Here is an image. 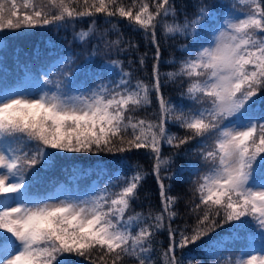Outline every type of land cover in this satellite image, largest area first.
<instances>
[{
  "label": "snow or ice",
  "instance_id": "6c2138e0",
  "mask_svg": "<svg viewBox=\"0 0 264 264\" xmlns=\"http://www.w3.org/2000/svg\"><path fill=\"white\" fill-rule=\"evenodd\" d=\"M218 7L227 15L213 24ZM101 14L110 29L98 31ZM116 17L127 21L148 48L129 66L138 61L146 68L152 53L147 81H133V72L124 69L120 57L138 52L139 45L124 37L113 23ZM83 18H90L88 29L74 40L82 46L84 64L106 58L100 74L78 82L81 66L74 68L76 56L66 54L41 77L49 90L34 95L17 85L0 93V264H68L62 259L67 255L88 264H157L154 245L164 232L163 264H184L178 250L226 224L235 236L254 226L261 246L241 249L223 264H264V110L255 115L254 99L264 91V0L226 5L198 0L191 15L175 0H0V37L67 27ZM181 37L192 39L179 61H169L174 70L161 72L162 42ZM116 69L118 79L102 75ZM170 83L181 86L190 106L165 98L163 88ZM169 124L184 135L170 132ZM193 142L203 165L189 173L195 179L187 214L195 222L173 227L179 197L170 193L174 184L187 181L185 168L172 165L181 149L189 154L186 146ZM165 145L173 149L167 157ZM140 150L152 161L159 197L154 206L145 195L146 211L133 208L148 175L138 163L82 198L29 195L37 166L49 164L57 152Z\"/></svg>",
  "mask_w": 264,
  "mask_h": 264
},
{
  "label": "trees",
  "instance_id": "16d2710c",
  "mask_svg": "<svg viewBox=\"0 0 264 264\" xmlns=\"http://www.w3.org/2000/svg\"><path fill=\"white\" fill-rule=\"evenodd\" d=\"M198 0H175L177 7L181 12L187 11L189 15L194 10V5ZM204 3L209 4H229L231 0H202ZM227 15V9L218 7L213 11L212 23H216L221 17ZM98 31H105L110 29V25L105 23V18L101 14L96 17ZM90 23V18H83L74 23H70L67 27L54 28L52 26L36 28L27 30L19 35H10L4 33L0 37V93L5 89H11L17 85L22 87L31 84H41L44 90H49V86H45L41 77L44 74L53 71L63 59L66 54H73L76 56L73 67L80 65V71L76 73L77 80L82 81L89 73L100 74V66L104 63L106 58L97 56L92 62L84 64V56L81 55L83 49L80 43L74 40L76 33L86 31ZM113 23H118L119 30L124 34L127 39L131 37L139 45L138 52L127 57L121 56L120 59L124 61V69L133 72V81L135 79H149V73L152 65V53L146 58V68L141 69L138 61L134 62L131 67L129 60H134L135 57L148 51L145 42L139 34H134L128 26V22L120 20L119 17L113 18ZM207 31L211 32V24ZM115 39V34L111 35ZM206 38H210V35ZM191 37H181L178 41L168 40L162 42V62L161 72H168L174 70V65L169 63L171 60L179 61L182 56V47L189 43ZM111 58L115 59V56ZM119 69L113 73H103L105 79L111 75V79H118ZM54 90V89H53ZM183 89L179 84H167L163 88V94L166 99L175 105H184L186 108L190 106L191 102L181 97L180 93ZM257 109L255 115H260L264 110V91H261L257 97ZM155 104L148 109L151 113L155 111ZM145 115V113H141ZM151 118V117H150ZM169 131L184 135L182 129L174 124H169ZM189 150L188 155H184V149H181V155L174 159L172 168L173 170L183 166L185 168L184 179L187 181L174 184L171 195L178 196L179 201L177 210L180 216L176 219L173 227L177 225L183 226L187 221L189 224L194 223V217L188 215V211L182 207L192 197L190 190L191 181L195 176H190L189 173L194 168H202L203 165L195 154V142L186 146ZM48 151L54 152L55 150L49 149ZM173 149L165 145L163 148V155L165 157L172 153ZM140 164L143 170L148 173L143 186L140 189V200L134 203L133 208L135 211H146L148 201L144 200L145 195L149 197L152 205H159L158 188L155 178L151 175L152 161L147 158L144 150L133 151L132 153H101L98 155L82 154H68L57 152L52 160L47 165L37 166L38 173L35 178L30 181L29 195L37 198H44L49 191L56 188H61L68 197H84L94 190L97 186L103 187L105 183L109 182L112 178L123 175L129 172V166L132 164ZM167 183V181H166ZM231 224H226L216 231L210 232L207 236L203 237L194 245L177 251V257L183 258L184 264H223L224 260H235L236 256L234 250L217 248L209 242L206 238L210 236H218L228 233ZM232 234V233H231ZM235 242L247 246L248 242H252L257 238V242L261 245L260 236L258 231L253 226L250 230L240 232L239 236L232 234ZM168 245L167 233H161L157 237V243L154 247L157 251L153 254V259L157 264H163L160 259V254ZM163 246V247H161ZM66 258L68 264H88L83 257L75 255H67L62 257Z\"/></svg>",
  "mask_w": 264,
  "mask_h": 264
},
{
  "label": "rangeland",
  "instance_id": "374dc122",
  "mask_svg": "<svg viewBox=\"0 0 264 264\" xmlns=\"http://www.w3.org/2000/svg\"><path fill=\"white\" fill-rule=\"evenodd\" d=\"M24 89H26L28 92H31V93H33L34 95H39L42 91H43V89H42V86H40V85H30V86H24L23 87ZM50 193V191L46 194L47 196L45 197V198H47V197H56V198H64V197H66L67 195L64 193V191H62V190H58V191H56L55 193H53V194H51ZM33 198H34V196H32ZM68 197V196H67Z\"/></svg>",
  "mask_w": 264,
  "mask_h": 264
},
{
  "label": "bare ground",
  "instance_id": "6f19581e",
  "mask_svg": "<svg viewBox=\"0 0 264 264\" xmlns=\"http://www.w3.org/2000/svg\"><path fill=\"white\" fill-rule=\"evenodd\" d=\"M182 207H183L184 209L188 210V207H187L186 204H183Z\"/></svg>",
  "mask_w": 264,
  "mask_h": 264
}]
</instances>
